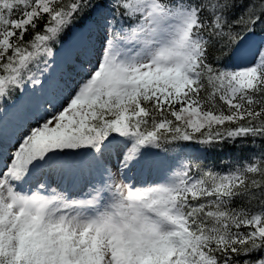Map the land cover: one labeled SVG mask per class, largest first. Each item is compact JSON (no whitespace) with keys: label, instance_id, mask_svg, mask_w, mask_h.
I'll return each mask as SVG.
<instances>
[{"label":"snow or ice","instance_id":"1","mask_svg":"<svg viewBox=\"0 0 264 264\" xmlns=\"http://www.w3.org/2000/svg\"><path fill=\"white\" fill-rule=\"evenodd\" d=\"M96 7L0 0V100H41L0 152V264H264V45L245 44L264 0H107L99 47L80 33L86 59L46 76ZM226 148L248 154L205 166ZM106 150L115 171L52 186ZM160 153L161 180L130 179Z\"/></svg>","mask_w":264,"mask_h":264},{"label":"rangeland","instance_id":"2","mask_svg":"<svg viewBox=\"0 0 264 264\" xmlns=\"http://www.w3.org/2000/svg\"><path fill=\"white\" fill-rule=\"evenodd\" d=\"M88 32H89V30H82L81 32L76 31L75 32V39H73V40L71 39L64 46H62L58 52H54L53 63L50 66L49 72L48 73H45L46 76H51L52 70H54V71L55 70L60 71L59 68H60V66L61 67H64L63 65L66 64L65 61H70V59L76 60V56L78 54L80 55V58L81 59L86 58L84 56V54H83L84 53V50L83 49L80 50L81 45H83L85 43V41H86V36L83 39H77V36L80 33L87 34ZM259 33H264V28H261L259 30ZM260 39L261 38H259V37H255V38H252V39L248 40L247 42H245V44H246V46H247V48L249 50L254 51L259 46H261V40ZM100 40H101L100 38H97L95 40V42L93 40H92V42L93 43H98ZM96 47L98 48L97 44H96ZM75 50H77V51H75ZM63 56H65V58H63ZM59 60H61V63H59ZM21 93H22V96L21 97H23L24 95H26L25 90H21ZM31 99L32 100L35 99V96L34 97H31ZM17 102L12 103V104H9V106L7 108H5L4 110H2V112H0V115H2L3 113H5L6 111H8L9 108H11V107L13 108L16 104H18ZM1 127H2V124L0 125V128ZM0 137H3V138L6 137V133H0ZM18 141H19V138L18 137L15 139V141L7 140L6 141V144L11 147V149L9 148V149H7V151L14 150V148H15V146H16V144H17ZM187 151L193 153L194 155L195 154H197V155L200 154L199 152H197L195 150H192V149H188ZM162 157H163V154L160 153L157 156L150 157V159H153L155 161H158V160L159 161H162L163 160ZM114 159L115 158H113L112 156H110L109 155V152L106 151L105 152V155L100 158V161L99 162L101 164L105 162L104 163L105 166H106L105 168H109V169H111L113 171L116 168V165L118 163V161L117 162L116 161H112ZM81 160H82V162H84L85 168L91 169L93 167V165H94V161L91 160L90 157H87L86 159H83L82 158ZM111 161H112V163H110ZM159 165H160L159 167H154L151 172H149L148 170H144L143 172H141L139 169H137L136 170V173L140 172L142 174V180H143V178H145V176L155 177V179L153 181H155V180H161L163 178L164 174H165V169L167 168L168 164H166L165 162H159ZM105 168H98V173L101 174V175H103V172H104V169ZM72 179H75V182L78 185L80 182H83L85 179H88V180H92L93 181L94 178L91 176V173L89 171L81 170L80 173H79V175H76V176L72 177ZM51 181H52V186L53 187L57 186L58 184H64V182L60 183V177H59V175H53L52 178H51Z\"/></svg>","mask_w":264,"mask_h":264},{"label":"trees","instance_id":"3","mask_svg":"<svg viewBox=\"0 0 264 264\" xmlns=\"http://www.w3.org/2000/svg\"><path fill=\"white\" fill-rule=\"evenodd\" d=\"M93 2L95 4H100V5L107 4V0H93ZM92 12H93V10L86 13L85 17L81 21H79L78 25L83 24L87 19H89ZM238 12H239V10H238ZM258 26L264 27V24H260V23L256 24L254 26L253 31L257 30ZM54 45H56V44H54ZM247 154H248L247 149H228V148H226L223 152L208 153L206 156V159L204 160V164L206 167L223 168L224 164L221 162L223 158L230 159V158H235L237 156L246 157Z\"/></svg>","mask_w":264,"mask_h":264},{"label":"bare ground","instance_id":"4","mask_svg":"<svg viewBox=\"0 0 264 264\" xmlns=\"http://www.w3.org/2000/svg\"><path fill=\"white\" fill-rule=\"evenodd\" d=\"M14 108H16L15 111H14V113H17L19 110L21 111L22 108H23V102L18 103L17 105H15ZM33 108L34 107L32 105H28L26 109H28V110L31 111ZM36 115H37V113L34 111V112L31 113V115L26 116V118L28 119V121H31L32 119H34L36 117ZM8 117L19 118L20 116L19 117H15L14 114H13V111L11 109L8 110V111H6L2 115H0V125L5 122V125H3L2 128H0V133H2V132H5V133L10 132L11 126H10V122L7 121V118ZM2 143L5 144V142L3 140H2ZM9 148H10V146L9 145H6V149H3L2 150V153L3 154H6L7 153V149H9ZM238 157H241V156H238ZM114 161L117 162L116 159H114ZM104 163H102V168H105L106 167ZM113 171H115V170H113ZM96 172H97V175H99L98 174V168H97V171Z\"/></svg>","mask_w":264,"mask_h":264}]
</instances>
